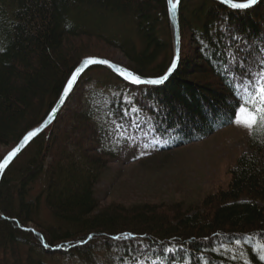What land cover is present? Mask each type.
Instances as JSON below:
<instances>
[{
    "label": "trees",
    "instance_id": "trees-1",
    "mask_svg": "<svg viewBox=\"0 0 264 264\" xmlns=\"http://www.w3.org/2000/svg\"><path fill=\"white\" fill-rule=\"evenodd\" d=\"M179 31V62L167 82L134 85L103 66L88 68L52 123L6 168L0 264H264V127L251 130L252 152L237 156L225 186L194 209L101 207L95 196L132 118L149 116L171 150L259 103L264 0L246 9L179 0ZM106 48L142 77L163 75L173 55L166 0H0V161L46 118L83 58L111 60L85 53ZM256 75L248 93L240 90L241 76Z\"/></svg>",
    "mask_w": 264,
    "mask_h": 264
},
{
    "label": "rangeland",
    "instance_id": "rangeland-1",
    "mask_svg": "<svg viewBox=\"0 0 264 264\" xmlns=\"http://www.w3.org/2000/svg\"><path fill=\"white\" fill-rule=\"evenodd\" d=\"M96 46L101 49L99 45ZM107 51L85 54L106 55L111 61L125 67V60L117 50ZM262 52L264 56V45ZM259 80V75L249 82L241 76L239 88L248 93L249 87ZM259 89L256 88L258 92ZM253 103L250 100L248 104L251 106ZM259 103H256L257 107ZM248 111L242 107L228 126L204 140L171 150L162 149L163 139L154 135L149 116L132 118L127 126L119 130L125 140L117 156L107 162L95 186V196L101 202V207L112 203L147 201L164 206L179 202L183 210L194 209L205 195L225 186L229 179L228 170L239 154L252 152L247 142L251 130L236 122ZM5 150L0 147V152ZM137 264L156 263L140 261Z\"/></svg>",
    "mask_w": 264,
    "mask_h": 264
},
{
    "label": "water",
    "instance_id": "water-1",
    "mask_svg": "<svg viewBox=\"0 0 264 264\" xmlns=\"http://www.w3.org/2000/svg\"><path fill=\"white\" fill-rule=\"evenodd\" d=\"M218 2L226 5L229 8L232 9H246V8H239V7H232V4H244L247 3L248 0L245 1H233V0H217ZM167 2V12H168V18H169V23H170V32H171V40H172V49H173V55H172V61L167 68V70L164 72L163 75L159 77H142L133 71L129 70L128 68L115 63L111 60H108L106 58H101V57H85L83 58L80 63L76 66L72 74L70 75L68 81L66 82L65 87L63 88V91L58 98L57 102L51 109V111L48 113L46 118L35 128L31 129L29 132H27L24 137L15 145L12 149H10L4 157L1 159L0 162H3L5 158L8 156L9 153L13 152V150L17 149L18 147L20 148V151L15 155V157L12 158V160L7 164V166L3 169L2 172H0V178L2 177L4 171L6 168L12 163V161L23 151V149L39 134L41 133L46 127H48L52 121L55 119L57 113L59 110L62 108L64 105L65 101L69 97L71 91L73 90L74 86L76 85L79 77L90 67L92 66H103L109 70H111L114 74H116L118 77L121 79L125 80L126 82H129L134 85H159V84H164L167 82V80L170 78V76L173 74V72L176 70V67L179 62V57H180V31H179V3L177 5V9L175 14L170 13V4L169 0H166ZM173 3L176 2V0H172ZM258 2V0H257ZM256 4V3H255ZM253 6V5H252ZM251 7V6H250ZM249 8V7H247ZM88 60H96V61H103L104 63H92V64H87L85 65V61ZM173 64H175V67H173ZM79 75L77 76L75 82L72 84L71 90L69 91L68 95L64 97V91L65 88L67 87L69 80L71 77L78 71ZM162 81L161 83H150V81ZM64 97V102L63 104H60L61 98ZM55 109V111H54ZM36 132L37 134L33 136L27 144H24L25 137L29 136L31 133ZM21 145H23L21 147Z\"/></svg>",
    "mask_w": 264,
    "mask_h": 264
},
{
    "label": "snow or ice",
    "instance_id": "snow-or-ice-1",
    "mask_svg": "<svg viewBox=\"0 0 264 264\" xmlns=\"http://www.w3.org/2000/svg\"><path fill=\"white\" fill-rule=\"evenodd\" d=\"M179 3V0H176L175 3L172 2V0H169V4H170V13L171 14H175L176 9H177V5ZM255 3H257V0H248L247 3L244 4H232V7H239V8H247L250 7L252 5H254ZM92 63H104L103 61H96V60H88L85 61V65L87 64H92ZM173 67H175V64H173ZM79 71L78 70L69 80V83L67 85V87L65 88L64 91V97H66L69 93V91L71 90L72 84L75 82L77 76L79 75ZM162 81H150V83H161ZM259 96L257 97V100L260 102L259 106H256V103H253V110H250L246 113H244V115L240 118H238V120L236 121L238 124H240L243 127H246L250 130H254L257 127H264V87H262L259 90ZM64 97L61 98L60 100V104H63L64 102ZM55 111V109H54ZM243 112V110H242ZM37 133L33 132L31 133L29 136L25 137L24 140V144H27L28 141L35 136ZM23 145H21L22 147ZM20 151V148L18 147L17 149L13 150V152L9 153L8 156L5 158V160L3 162H0V172L3 171V169L7 166V164L12 160L13 157H15V155Z\"/></svg>",
    "mask_w": 264,
    "mask_h": 264
},
{
    "label": "bare ground",
    "instance_id": "bare-ground-1",
    "mask_svg": "<svg viewBox=\"0 0 264 264\" xmlns=\"http://www.w3.org/2000/svg\"><path fill=\"white\" fill-rule=\"evenodd\" d=\"M43 208V207H42ZM45 208V207H44Z\"/></svg>",
    "mask_w": 264,
    "mask_h": 264
}]
</instances>
